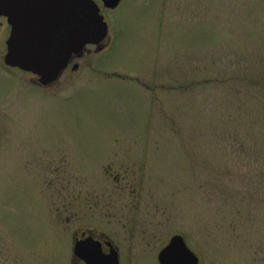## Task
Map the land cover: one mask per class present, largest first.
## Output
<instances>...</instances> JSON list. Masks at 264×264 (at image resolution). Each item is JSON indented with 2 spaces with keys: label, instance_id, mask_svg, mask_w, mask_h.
Here are the masks:
<instances>
[{
  "label": "rangeland",
  "instance_id": "1",
  "mask_svg": "<svg viewBox=\"0 0 264 264\" xmlns=\"http://www.w3.org/2000/svg\"><path fill=\"white\" fill-rule=\"evenodd\" d=\"M96 1L107 35L47 84L4 63L0 19V264H71L87 228L122 264L174 234L264 264V0Z\"/></svg>",
  "mask_w": 264,
  "mask_h": 264
},
{
  "label": "water",
  "instance_id": "2",
  "mask_svg": "<svg viewBox=\"0 0 264 264\" xmlns=\"http://www.w3.org/2000/svg\"><path fill=\"white\" fill-rule=\"evenodd\" d=\"M119 1L102 0L109 8ZM0 15L6 16L11 27L5 62L32 71L42 84L55 80L73 53L87 43H99L107 34V23L94 0H0ZM89 238L76 240L74 253L85 258L86 264H104L99 243ZM109 257L105 264H117L116 253ZM158 260L160 264H198L179 234L171 236Z\"/></svg>",
  "mask_w": 264,
  "mask_h": 264
},
{
  "label": "flooded vegetation",
  "instance_id": "3",
  "mask_svg": "<svg viewBox=\"0 0 264 264\" xmlns=\"http://www.w3.org/2000/svg\"><path fill=\"white\" fill-rule=\"evenodd\" d=\"M1 17L5 18L4 16L0 15V19H1ZM8 31H10V27H9ZM8 35H9V33H8ZM8 35L4 39V54H5V51H6V39H7ZM97 46L99 48V44H97L96 47ZM4 54H3V56H4ZM73 55H76V54H73ZM72 56H71V58H72ZM16 68H18V67H16ZM22 71H24V70H22ZM25 72L31 74V72H29V71H25ZM33 81H34L33 83H35L37 85L39 84L38 81H37V76L35 74H33ZM76 235L77 234H75V236H74V242L73 243H75L76 240H81V239H85V238L90 237L91 238V239L89 238L90 240L99 243L98 251L100 252L102 258L106 262H108L110 260L109 259L110 258L109 255L111 253H116L117 254V258H116L117 259V264H122L123 263L122 259H121V253H120L121 249L119 248L115 238L113 237L114 236L113 234H109V233L104 232V231H97L95 229L87 228V229L80 230V233L78 234V236H76ZM73 246H74V244H73ZM73 246H72V256L70 257L71 264L72 263L86 264L85 258H82L81 256H78V255H76L74 253ZM155 260H156L157 264H160L159 260H158V253L156 254Z\"/></svg>",
  "mask_w": 264,
  "mask_h": 264
},
{
  "label": "snow or ice",
  "instance_id": "4",
  "mask_svg": "<svg viewBox=\"0 0 264 264\" xmlns=\"http://www.w3.org/2000/svg\"><path fill=\"white\" fill-rule=\"evenodd\" d=\"M178 251H179L178 249H177V250H175V253H174V254H178Z\"/></svg>",
  "mask_w": 264,
  "mask_h": 264
}]
</instances>
